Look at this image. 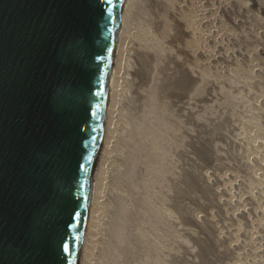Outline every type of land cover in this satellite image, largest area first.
Here are the masks:
<instances>
[{
  "label": "rangeland",
  "instance_id": "rangeland-1",
  "mask_svg": "<svg viewBox=\"0 0 264 264\" xmlns=\"http://www.w3.org/2000/svg\"><path fill=\"white\" fill-rule=\"evenodd\" d=\"M129 1L77 264H264V0Z\"/></svg>",
  "mask_w": 264,
  "mask_h": 264
},
{
  "label": "water",
  "instance_id": "water-1",
  "mask_svg": "<svg viewBox=\"0 0 264 264\" xmlns=\"http://www.w3.org/2000/svg\"><path fill=\"white\" fill-rule=\"evenodd\" d=\"M123 0H0V264H77Z\"/></svg>",
  "mask_w": 264,
  "mask_h": 264
},
{
  "label": "bare ground",
  "instance_id": "bare-ground-1",
  "mask_svg": "<svg viewBox=\"0 0 264 264\" xmlns=\"http://www.w3.org/2000/svg\"><path fill=\"white\" fill-rule=\"evenodd\" d=\"M130 1L129 0H123V5H122V10H121V15H120V20L119 21H121V18H122V16H124L125 15V13H126V11H127V8H129L128 7V3H129ZM193 8V7H192ZM208 9V8H207ZM202 11V10H201ZM209 15L210 14H205L204 16H206V19H205V21L207 20V18L209 17ZM211 18V17H210ZM204 21V22H205ZM234 23H236V25L237 24H239V25H237L238 27H240V28H242L243 29V34L244 35H251L252 33H251V31H250V28H251V25H252V22H251V20H249V19H246L245 17L243 18H239V19H236V20H234ZM121 24V23H120ZM179 27V26H178ZM120 28L118 29V31H117V35H116V41H115V47H114V55H113V58H112V64H111V69H110V82H109V87H108V91H107V100H106V106H105V115H104V123H103V126H102V134H101V141H100V147H99V149H98V153H97V157H96V160H95V163H94V170H93V175H92V181H91V190H90V196L92 195V187H94V186H98V183L100 182V172H101V167H102V159H103V156H102V154L101 153H99L100 151L101 152H103V150H104V148L106 147V144H107V141L109 140L108 139V136H109V127H110V125L108 124V120L106 119L107 118V107H108V99H109V96H110V92H112L113 90H114V84L116 83V76L119 74V71H120V67L122 66V54H123V51H124V47H125V42H126V39H125V37H124V35H123V31H122V29L120 30ZM209 31V30H208ZM241 31V30H240ZM212 32V31H211ZM210 32V33H211ZM213 33V32H212ZM212 33H211V35L210 36H212ZM125 34H127V33H125ZM225 35V34H224ZM207 36V35H206ZM253 39V38H252ZM229 41V40H228ZM224 43L223 42H221V41H219L218 40V42H216L215 41V51L213 52V57H211V60L212 59H214L215 57H217V58H221V62H226L227 60H228V50L226 51V52H221L222 51V45H223ZM189 47V46H188ZM210 47V46H209ZM213 47H214V45H213ZM224 47L225 46H223V51H224ZM229 47V49H230V46H228ZM192 48V47H191ZM190 48V51L191 50H193V49H191ZM144 49H146V48H144L143 47V49L142 50H144ZM189 50V49H188ZM221 50V51H220ZM237 49H233V51H236ZM141 51V50H140ZM194 51V50H193ZM261 51V50H260ZM229 52H230V50H229ZM203 53V52H202ZM210 53H212V52H210ZM142 54V53H141ZM142 57V56H141ZM194 57V56H193ZM226 60V61H225ZM220 62V63H221ZM225 64V63H224ZM223 65V64H222ZM221 65V66H222ZM226 65V64H225ZM223 67H226V66H223ZM112 107V106H111ZM112 111H113V108H112ZM110 112H111V110H110ZM113 113V112H112ZM110 116V115H109ZM112 122V121H111ZM111 138V137H110ZM190 142H192V140L190 141ZM190 151V150H189ZM191 157V159H193V156L191 155L190 156ZM195 158V157H194ZM240 167V166H239ZM235 170V169H234ZM199 172V171H198ZM204 173H203V171H200V173L198 174V177H200V179H204ZM236 175V174H235ZM238 178V177H237ZM178 179H180V178H178ZM199 179V178H198ZM243 180V179H242ZM208 179H206V181L204 182V183H201V187H203V188H213L212 186H211V184L210 183H208ZM239 182V181H238ZM238 184V183H237ZM240 186V185H239ZM216 190V189H215ZM240 188L238 187V189H237V187H236V189H234L233 191H234V194L233 195H235L234 196V199H232V196L229 198L227 195L226 196H220L218 199H216L215 201H214V203L215 204H218V203H223V201H225L226 203H233L234 201H236L237 199H239V198H241V195H242V192H241V195H240V197H239V194H240ZM189 191H191V190H189ZM95 192V191H94ZM243 194H245V193H243ZM230 196V195H229ZM243 196V195H242ZM244 197H247L246 195H244ZM91 198V197H90ZM93 199V198H92ZM90 202V201H89ZM89 208L90 207H88V214H87V219H86V225L87 224H90V221H91V218H92V215L90 214L89 215ZM227 209H228V207H227ZM226 209V210H227ZM220 212V211H219ZM227 212V211H226ZM221 213V212H220ZM222 214V216L225 218V219H229L230 220V218L232 217V214H228V213H221ZM203 216V215H202ZM212 216V215H211ZM200 218V217H199ZM202 218V217H201ZM212 218V217H211ZM211 218L209 217V216H207V215H204L203 216V220L204 219H210L211 220ZM90 220V221H89ZM200 220V219H199ZM202 220V221H203ZM243 221L242 222H245V220L244 219H242ZM201 221V222H202ZM89 222V223H88ZM215 223V222H214ZM207 224H208V221H207ZM86 225H85V227H84V231H83V237H82V242H81V244H80V249H79V253H78V258H77V262L78 263H80V261H81V259H82V261H83V259H84V256H85V250H86V244L85 245H83V240H84V237H85V234H87L88 235V228H89V225L87 226V231L85 230V228H86ZM226 226V225H225ZM243 226V225H242ZM211 227V226H210ZM209 227V228H210ZM212 228V227H211ZM213 228H214V226H213ZM212 228V229H213ZM223 228V227H222ZM211 229V230H212ZM205 230V229H204ZM242 230H246V227L244 226L243 228H242ZM241 230V231H242ZM209 231V230H208ZM223 231V230H222ZM219 232V231H218ZM225 233V232H224ZM221 235V234H220ZM224 235V234H223ZM89 236V235H88ZM250 237V236H249ZM245 237H243V239H242V241H241V243H240V247L242 248L243 246H245V248H247L248 250H250L251 249V247L250 246H253L254 244H252V242H254L253 240L251 241V243L248 241V242H246L247 240H245L244 239ZM237 239V238H236ZM231 240V239H230ZM244 240H245V242H246V244H243V242H244ZM84 242H85V240H84ZM223 243V242H222ZM243 244V245H242ZM242 245V246H241ZM227 247H228V245H226ZM237 246H239V245H237ZM218 247V246H217ZM229 247H231L230 245H229ZM256 247V246H255ZM192 249V248H191ZM222 249V248H221ZM228 249V248H227ZM227 249H225V250H227ZM253 249V248H252ZM193 250V249H192ZM220 250V249H219ZM256 250V249H255ZM260 250H261V248H260ZM229 251V250H228ZM243 251V250H242ZM187 252V251H186ZM189 252H190V249H189ZM82 253V254H81ZM192 252H190V254H191ZM215 253V252H214ZM216 253H218L217 251H216ZM227 253V252H226ZM225 253V254H226ZM229 253H230V251H229ZM213 254V253H212ZM221 255V254H220ZM208 256H210V255H208ZM242 256V255H241ZM218 264H220V262L218 263ZM242 264V263H241Z\"/></svg>",
  "mask_w": 264,
  "mask_h": 264
}]
</instances>
